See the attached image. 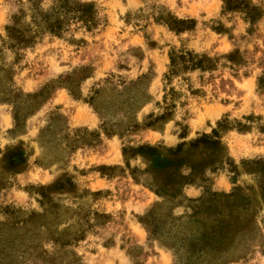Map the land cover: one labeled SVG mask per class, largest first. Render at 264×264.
<instances>
[{"label":"rangeland","instance_id":"374dc122","mask_svg":"<svg viewBox=\"0 0 264 264\" xmlns=\"http://www.w3.org/2000/svg\"><path fill=\"white\" fill-rule=\"evenodd\" d=\"M0 264H264V0H0Z\"/></svg>","mask_w":264,"mask_h":264}]
</instances>
